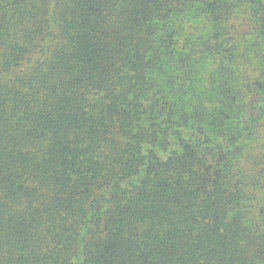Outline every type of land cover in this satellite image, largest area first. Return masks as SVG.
Wrapping results in <instances>:
<instances>
[{
  "label": "trees",
  "instance_id": "16d2710c",
  "mask_svg": "<svg viewBox=\"0 0 264 264\" xmlns=\"http://www.w3.org/2000/svg\"><path fill=\"white\" fill-rule=\"evenodd\" d=\"M0 264H264V0H0Z\"/></svg>",
  "mask_w": 264,
  "mask_h": 264
}]
</instances>
